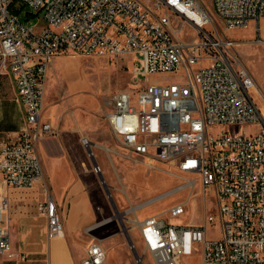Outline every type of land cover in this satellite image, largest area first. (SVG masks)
Masks as SVG:
<instances>
[{
  "label": "built area",
  "instance_id": "obj_1",
  "mask_svg": "<svg viewBox=\"0 0 264 264\" xmlns=\"http://www.w3.org/2000/svg\"><path fill=\"white\" fill-rule=\"evenodd\" d=\"M210 2L212 9L204 0H0V62L12 75L25 111V127L16 138L0 141V176L6 187L41 183L45 197L38 209L49 236L63 232L38 153L39 142L52 130L41 119L50 60L64 52L128 55L136 78L158 72H179L181 78L113 92L105 115L112 135L148 169L169 164L197 176L205 198L199 224L135 215L142 251L154 264H184V257L197 252L200 264H264V111L254 97L256 80L233 49L236 41L221 33L213 19L226 30L251 25L254 42L263 43L264 0ZM236 126L255 129L241 132ZM213 127L221 130L213 134ZM81 142L93 160L90 170L100 176L91 142L85 137ZM209 187L214 212L207 209ZM7 208L0 192V254L12 256ZM129 210L135 214L136 208ZM185 212V202L167 211L170 217ZM215 225L218 235L209 237V226ZM105 258L93 239L81 263L102 264ZM142 260L136 258L138 264Z\"/></svg>",
  "mask_w": 264,
  "mask_h": 264
},
{
  "label": "rangeland",
  "instance_id": "obj_2",
  "mask_svg": "<svg viewBox=\"0 0 264 264\" xmlns=\"http://www.w3.org/2000/svg\"><path fill=\"white\" fill-rule=\"evenodd\" d=\"M204 1L206 6L212 9L210 0ZM25 10L22 8V11ZM213 19L221 33L236 41L233 49L254 76L258 89L254 97L264 111V42H254L251 25L226 30L216 16H213ZM38 24L42 25L43 22ZM259 24L261 34L264 36V19L260 20ZM182 27L184 31H189L188 26ZM178 74L179 72H158L149 73L145 78H136L131 73L128 55L83 56L76 52H64L56 54L50 60L45 79L44 112L51 114L52 110H55V114L60 115L63 121L77 123L74 127L79 138L76 153L85 162L86 167H89L90 161L81 139L85 137L91 142L102 173L99 176L86 171L81 164L80 175L94 207L104 206L112 214L109 216L107 213L94 222L111 217V221L104 225L84 227L80 230L81 247L85 249L94 237L104 238L103 246L112 264H138L136 258L139 256L143 259V264H154L149 253L141 249L137 228L133 223L136 216L142 219L150 214H158L172 224H199L203 219L205 198L199 178L176 171L169 164L160 163L148 169L119 144L106 122L105 115L110 107V96L116 90H129L146 83L168 84L179 80L181 76ZM53 129L48 136L58 135V129L55 127ZM233 129L250 132L255 128L236 126ZM220 130L219 127H213L211 132L215 134ZM76 167L78 169L79 165ZM190 179L196 182L194 186L187 185ZM105 189L109 194H106ZM206 192L207 209L214 212L213 189L209 187ZM180 202H185L186 212L180 216L170 217L168 209ZM131 207L136 208V214L129 213L127 218L123 217V212ZM114 208L119 213H114ZM62 225L64 226L63 220ZM217 235V226H209L208 236ZM126 237H129L130 244ZM183 263L200 264L199 253L184 257Z\"/></svg>",
  "mask_w": 264,
  "mask_h": 264
},
{
  "label": "crops",
  "instance_id": "obj_3",
  "mask_svg": "<svg viewBox=\"0 0 264 264\" xmlns=\"http://www.w3.org/2000/svg\"><path fill=\"white\" fill-rule=\"evenodd\" d=\"M44 111L42 102L41 119L50 123L51 132L53 127L59 132L56 136L47 134L38 144V153L49 193L64 221L63 232L57 236L48 235L46 218L38 209L45 197L41 183L27 188L6 187L0 176V192L8 200L4 219L12 253V256L0 254V264H82L84 249L80 243V230L104 225L96 226L98 222H94L109 213L104 206L94 207L80 175V165L92 172L90 164L93 162L87 156L90 162L89 167H86L76 153L79 138L74 127L77 123L63 121L60 115L55 114V110L51 114ZM24 127L25 111L19 102L12 75L0 62V141L14 140ZM113 210L114 213L118 212L115 208ZM129 213L132 212L127 209L122 215L127 218ZM109 216L112 214L109 213ZM93 239L98 240L105 250L104 238ZM102 264H112L111 258L106 255Z\"/></svg>",
  "mask_w": 264,
  "mask_h": 264
},
{
  "label": "water",
  "instance_id": "obj_4",
  "mask_svg": "<svg viewBox=\"0 0 264 264\" xmlns=\"http://www.w3.org/2000/svg\"><path fill=\"white\" fill-rule=\"evenodd\" d=\"M100 178H101V177H100ZM100 180H102V179H100ZM105 190H106L105 192H106L107 194H109V193H108V190H107V189H105ZM126 238H127L128 243L130 244L131 241H130L129 237H126Z\"/></svg>",
  "mask_w": 264,
  "mask_h": 264
}]
</instances>
